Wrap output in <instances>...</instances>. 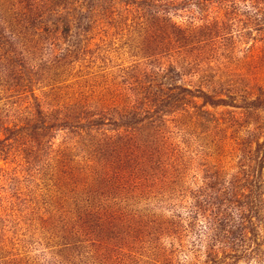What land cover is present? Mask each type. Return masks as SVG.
Wrapping results in <instances>:
<instances>
[{"label": "rangeland", "instance_id": "1", "mask_svg": "<svg viewBox=\"0 0 264 264\" xmlns=\"http://www.w3.org/2000/svg\"><path fill=\"white\" fill-rule=\"evenodd\" d=\"M0 264H264V0H0Z\"/></svg>", "mask_w": 264, "mask_h": 264}]
</instances>
